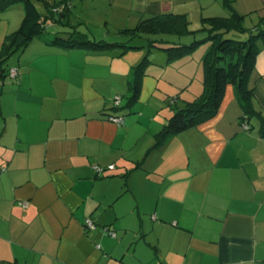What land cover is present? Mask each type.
Masks as SVG:
<instances>
[{
  "label": "crops",
  "instance_id": "obj_1",
  "mask_svg": "<svg viewBox=\"0 0 264 264\" xmlns=\"http://www.w3.org/2000/svg\"><path fill=\"white\" fill-rule=\"evenodd\" d=\"M77 1L70 20L85 32L171 14L198 30L205 19L230 14L224 0ZM233 1L245 27L264 24V0ZM20 8L3 12L0 50L21 25ZM124 54L35 38L8 60L9 75L0 76L1 264H264L262 49L250 77L259 113L249 129L230 84L215 117L160 148L156 135L173 109L152 99L163 79L180 90V77L166 78L168 68L193 79L192 57L148 67L139 100L128 108L130 74L144 51ZM203 56L194 57L202 81ZM191 95L173 99L200 94Z\"/></svg>",
  "mask_w": 264,
  "mask_h": 264
},
{
  "label": "trees",
  "instance_id": "obj_2",
  "mask_svg": "<svg viewBox=\"0 0 264 264\" xmlns=\"http://www.w3.org/2000/svg\"><path fill=\"white\" fill-rule=\"evenodd\" d=\"M72 1L0 0L2 13L18 3H22L25 10L19 28L7 34L3 41L0 50L1 77L9 75L6 73V64L12 55L25 50L35 38L50 45L69 49L107 51L120 48L122 54L128 50L147 47L144 43L131 44L133 39L142 38L144 41L148 40L149 49L147 48L143 61L133 67L130 74L127 107L131 108L139 100L143 79L147 75L148 67L152 64L150 53L154 48L167 51L168 62L172 63L175 59L193 53L202 43L209 42L203 56L204 90L202 94L191 101H186L182 106L178 105L176 99H172L173 114L156 135L154 148H160L170 137L215 117L230 84L235 86L242 105V124L250 125V118L259 113L253 105L254 90L250 87V77L256 68L261 51L260 41L264 42V24L253 29L245 27V16L235 10L233 0H224L225 6L230 11L229 16L207 18L203 21L201 29L192 30L190 21L185 15L154 16L143 19L135 27L115 31L118 36L127 37L125 41H109L104 38L98 40L89 32L79 30V25L70 20ZM38 2H41L45 9L41 10ZM198 32H206L205 38L195 39L194 37L195 40L193 39L189 44L166 38L167 35L179 38L191 37ZM232 32L249 35L243 40L234 39L229 37ZM115 107L119 106L115 105Z\"/></svg>",
  "mask_w": 264,
  "mask_h": 264
},
{
  "label": "rangeland",
  "instance_id": "obj_3",
  "mask_svg": "<svg viewBox=\"0 0 264 264\" xmlns=\"http://www.w3.org/2000/svg\"><path fill=\"white\" fill-rule=\"evenodd\" d=\"M51 2H53L54 0H49ZM76 1L75 4H78L79 2L77 0H74ZM78 2V3H77ZM38 5L39 7L41 8V10L44 8V5L41 3V2H38ZM14 7H22L20 9H22V11L20 12V15H22L21 17V22L24 18V15H25V10H24V5L21 3V4H15ZM17 9V8H15ZM45 9V8H44ZM9 11V10H7ZM79 12V9L77 8V10H75V14ZM2 15L3 13L0 12V24H5L6 25V20H2ZM14 18L16 19V15L14 16ZM14 22V21H13ZM21 24V23H20ZM20 26V25H19ZM19 26L17 28H19ZM16 28V29H17ZM105 30V29H104ZM101 30L99 27H96V26H93L91 27V29H87V31H89L90 35L95 37L97 36L98 40L101 39V38H104V39H107L109 41H116V40H119V41H125L127 40L128 38L127 37H123V36H118L117 33H115V29L112 28V30H108V28L105 30ZM83 32H85L84 30H81ZM103 33V34H102ZM248 33H240V32H233L229 35L230 38H234V39H246L248 37ZM206 36V33H198L197 34V38L195 39H203L205 38ZM148 38V37H147ZM166 38H169L170 40H174V41H178V42H182V43H186V44H189L191 43L190 41H192L194 39V37H190V36H184L182 38H179V37H175V36H169L167 35ZM194 39V40H195ZM146 44L147 47H144L142 49H132V50H128L124 55H131L130 53L131 52H138V51H144V55L143 57L136 63V66L140 64L141 61H143L145 55L147 54V50L149 49V45H148V40L147 41H144L142 40V38H135L131 41V44ZM209 46V42H204L202 43L201 45H199L197 47V49L195 50V52L191 53V54H187L179 59H175L174 62H177V61H181L182 58L184 57H192V68H191V72L193 73V79L192 80H189L186 76H182V74L180 72H177L178 70L174 69V68H168L169 70H166V78H169L170 75H174L175 76H178L180 77V81L179 82L181 85V87L185 88V89H181L180 87V90L177 92L176 91V88H178V86H176L175 84H167L165 79L161 80V83L163 84V88H162V91H159L158 94L156 95L157 98H154L152 99V103H159L161 104V101L163 103L162 106H164V110H167V109H171L173 108L172 105H171V101L174 97H177L178 96V93L181 92V93H185V95H190V93H194L195 95L194 96H190L192 99L197 96L198 94H201L203 92V82L201 79H199L197 76H196V70H197V66H196V61L194 60V57H199V56H203L205 54V50H207L206 48ZM260 47L262 49V53L264 55V42L263 41H260ZM148 48V49H147ZM201 52L202 55H201ZM129 57V56H127ZM168 52L167 51H163V50H159V49H153L152 52L150 53V58L152 61H154L156 64H150V66H158L159 63L160 66H165L167 64V61H168ZM173 62V63H174ZM149 66V68H150ZM163 71L165 70H159V75H163ZM202 71V70H201ZM179 73V74H177ZM169 76V77H168ZM165 78V77H164ZM189 84V85H187ZM185 99V97H183ZM182 98V99H183ZM180 99L179 100V104L178 105H184L186 103V101ZM188 101V100H187ZM154 105V104H153Z\"/></svg>",
  "mask_w": 264,
  "mask_h": 264
},
{
  "label": "built area",
  "instance_id": "obj_4",
  "mask_svg": "<svg viewBox=\"0 0 264 264\" xmlns=\"http://www.w3.org/2000/svg\"><path fill=\"white\" fill-rule=\"evenodd\" d=\"M54 10H57V9H54ZM10 75L12 77H15L17 75V69H15V68L11 69ZM120 102H121V98L119 96H117L116 99H115V105L118 106L120 104ZM109 119L114 121V122H116V123H118V124H121V123L124 122V117L123 116L110 115ZM243 128L249 129V125L248 124H243ZM97 170L101 171L102 169L97 167ZM23 204L26 205L27 203H23ZM85 223H86V227H88V228H94L95 227V224L90 219H86ZM0 264H1V262H0Z\"/></svg>",
  "mask_w": 264,
  "mask_h": 264
}]
</instances>
